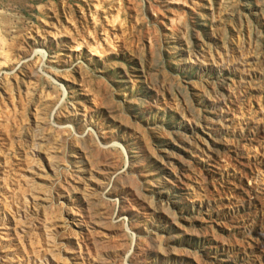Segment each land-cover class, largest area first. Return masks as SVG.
<instances>
[{"label": "rangeland", "instance_id": "1", "mask_svg": "<svg viewBox=\"0 0 264 264\" xmlns=\"http://www.w3.org/2000/svg\"><path fill=\"white\" fill-rule=\"evenodd\" d=\"M0 264H264V0H0Z\"/></svg>", "mask_w": 264, "mask_h": 264}]
</instances>
